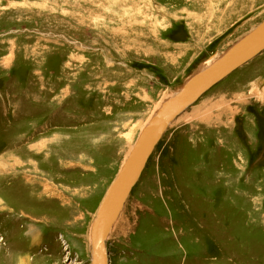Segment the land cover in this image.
Wrapping results in <instances>:
<instances>
[{
    "label": "rangeland",
    "instance_id": "374dc122",
    "mask_svg": "<svg viewBox=\"0 0 264 264\" xmlns=\"http://www.w3.org/2000/svg\"><path fill=\"white\" fill-rule=\"evenodd\" d=\"M263 21L264 0H0V264H94L92 224L143 128ZM107 249L264 264V51L169 124Z\"/></svg>",
    "mask_w": 264,
    "mask_h": 264
},
{
    "label": "water",
    "instance_id": "95a60500",
    "mask_svg": "<svg viewBox=\"0 0 264 264\" xmlns=\"http://www.w3.org/2000/svg\"><path fill=\"white\" fill-rule=\"evenodd\" d=\"M264 51V21L226 50L206 68L196 71L176 96L143 128L136 146L108 189L92 224L91 252L94 264H110L107 249L109 230L139 180L156 144L168 124L197 102L203 94Z\"/></svg>",
    "mask_w": 264,
    "mask_h": 264
},
{
    "label": "bare ground",
    "instance_id": "6f19581e",
    "mask_svg": "<svg viewBox=\"0 0 264 264\" xmlns=\"http://www.w3.org/2000/svg\"><path fill=\"white\" fill-rule=\"evenodd\" d=\"M212 62H213V61H212ZM212 62H210L209 65H210ZM205 68H206V67H205ZM175 96H176V93L173 94L170 98H173V97H175ZM170 98H169V99H170ZM169 99H167V100L164 101V103L162 104L160 110L163 109L164 104H165ZM160 110L158 111L157 114H159ZM175 119H176V118H175ZM175 119H174V120H175ZM174 120H172L169 124H171ZM150 122H151V121H150ZM150 122H149L148 124H150ZM169 124H168V126H169ZM168 126H167V127H168ZM137 142H138V141H137ZM135 146H136V144H135ZM135 146H134V147H135ZM134 147H132V150L134 149ZM132 150H131V151H132ZM131 151H130V153H131ZM130 153H129V155H130ZM129 155L127 156L126 160L128 159ZM15 162H16V161H15ZM116 221H117V219L115 220V222H114L113 225L111 226L109 232L112 230V228H113L114 224L116 223ZM125 227H126V226H125V223H121V224L119 225L118 231L121 232V230H124ZM115 231H116V230H115ZM116 232H117V231H116ZM91 234H92V233H91ZM20 263H21V264H26V262H24V259H20Z\"/></svg>",
    "mask_w": 264,
    "mask_h": 264
},
{
    "label": "crops",
    "instance_id": "0c3cea01",
    "mask_svg": "<svg viewBox=\"0 0 264 264\" xmlns=\"http://www.w3.org/2000/svg\"><path fill=\"white\" fill-rule=\"evenodd\" d=\"M250 62V61H249ZM249 62L245 63L242 67H240L239 69L243 68L246 64H248ZM209 66V63L206 65V67ZM205 68V67H204ZM239 69H237L236 71H238ZM236 71H234L233 73H235ZM231 73V74H233ZM231 74L229 76H227L226 78H229L231 76ZM224 80V79H223ZM221 82V81H220Z\"/></svg>",
    "mask_w": 264,
    "mask_h": 264
},
{
    "label": "trees",
    "instance_id": "16d2710c",
    "mask_svg": "<svg viewBox=\"0 0 264 264\" xmlns=\"http://www.w3.org/2000/svg\"><path fill=\"white\" fill-rule=\"evenodd\" d=\"M259 111H260V110H256V113L259 114Z\"/></svg>",
    "mask_w": 264,
    "mask_h": 264
}]
</instances>
